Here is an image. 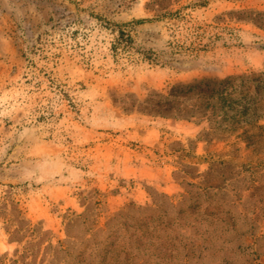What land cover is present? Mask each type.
Here are the masks:
<instances>
[{
	"label": "rangeland",
	"instance_id": "obj_1",
	"mask_svg": "<svg viewBox=\"0 0 264 264\" xmlns=\"http://www.w3.org/2000/svg\"><path fill=\"white\" fill-rule=\"evenodd\" d=\"M0 264H264V0H0Z\"/></svg>",
	"mask_w": 264,
	"mask_h": 264
}]
</instances>
